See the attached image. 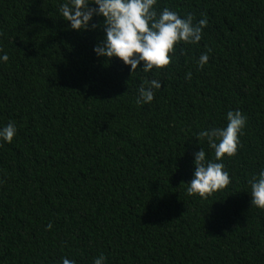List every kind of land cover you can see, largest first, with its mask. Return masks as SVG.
<instances>
[{
    "label": "trees",
    "instance_id": "16d2710c",
    "mask_svg": "<svg viewBox=\"0 0 264 264\" xmlns=\"http://www.w3.org/2000/svg\"><path fill=\"white\" fill-rule=\"evenodd\" d=\"M63 2L0 0V125L18 129L0 145V264H264L248 184L264 168V0H157L208 23L149 73L97 57L103 18L72 30ZM146 78L162 87L137 104ZM229 110L247 118L219 161L232 182L189 196L193 153L214 159L198 133Z\"/></svg>",
    "mask_w": 264,
    "mask_h": 264
},
{
    "label": "clouds",
    "instance_id": "9594fccd",
    "mask_svg": "<svg viewBox=\"0 0 264 264\" xmlns=\"http://www.w3.org/2000/svg\"><path fill=\"white\" fill-rule=\"evenodd\" d=\"M95 5V7L91 6ZM157 0H65L59 6L64 21L69 22L72 30H94V17H102L103 38L94 45L93 52L97 57L117 58L125 66H130V73L141 69L149 73L153 69H163L172 61L175 46L179 43L196 44L202 38L207 19L193 22L191 13L181 16L178 12L165 7L157 10ZM2 51V50H0ZM210 51V50H209ZM209 51L202 53L197 61L203 67L209 61ZM7 53L0 55V63H7ZM138 65L141 67L138 68ZM187 73L185 79H190ZM162 87L158 78L144 79L138 88L137 104H148ZM224 127H213L198 133L199 138L206 139L214 152V159H208L203 148L193 153L194 170L187 183L186 193L189 196L199 195L207 199L212 193L227 187L232 181L222 162L227 157L236 155L240 147L239 137L246 125V116L239 110H229ZM14 121L0 125V145L11 143L17 135ZM250 204L264 210V168L249 180ZM52 224L47 225L51 229ZM61 264H75V260L62 258ZM93 264H106L105 257L100 255Z\"/></svg>",
    "mask_w": 264,
    "mask_h": 264
}]
</instances>
